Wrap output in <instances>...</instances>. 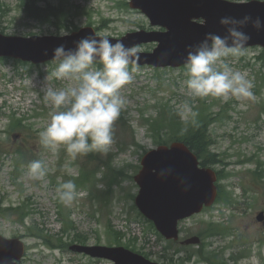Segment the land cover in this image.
I'll return each mask as SVG.
<instances>
[{"label": "rangeland", "instance_id": "1", "mask_svg": "<svg viewBox=\"0 0 264 264\" xmlns=\"http://www.w3.org/2000/svg\"><path fill=\"white\" fill-rule=\"evenodd\" d=\"M48 1L60 5V0ZM130 1L65 0L74 7H84L75 11L77 16H66L58 27L26 18L20 0H0L3 10H9L8 16L0 19V33L24 38L60 37L71 34L74 27L92 26L99 35L120 38L142 29L154 30L144 14L130 8ZM60 14L63 20L67 10ZM155 47L150 44L137 49L152 52ZM261 51L250 48L239 57L226 58L233 68L246 71L254 83L253 98H231L227 102L190 97L185 86L186 67L129 66L130 71H136L133 82L122 89L127 104L115 122L114 143L106 155L94 151L76 159L64 146L53 152L39 140L53 111L42 90L46 77L55 88L71 83L52 77L59 61L34 66L0 58V206L26 204L30 212L24 224L19 211L0 214V235L23 240L27 252L21 264H111L74 254L69 250L71 244L122 246L148 258L151 255V260L161 264H264V230L257 221L264 208ZM200 100L209 106L210 148L203 155L208 162L202 166L217 173L220 193L213 207L180 223V241L195 236L202 240L201 245L186 247L167 241L139 211L135 204L139 186L134 177L141 169L143 155L159 144L172 143H161L148 132L146 119L157 116L156 106L167 103L178 112L182 103L191 105L193 101L191 106H196ZM18 134L20 137H13ZM39 158L47 168L43 179L32 177L27 167ZM68 180L75 183L77 196L66 206L59 200L57 188ZM70 222L76 230L67 229ZM37 234L47 240L38 239ZM78 234L86 239L77 242ZM61 239L67 247L59 246Z\"/></svg>", "mask_w": 264, "mask_h": 264}, {"label": "water", "instance_id": "2", "mask_svg": "<svg viewBox=\"0 0 264 264\" xmlns=\"http://www.w3.org/2000/svg\"><path fill=\"white\" fill-rule=\"evenodd\" d=\"M131 6L140 9L152 22L166 32H137L122 39L108 38L113 43L123 42L136 47L157 43L152 53H139L134 65L154 67H181L185 65L188 50L197 45L206 33L225 34L219 21L231 16L240 19L250 15L264 22V2L234 3L226 0H133ZM198 20H203L198 23ZM244 31L251 35L248 47L264 49V30L257 31L249 23ZM88 35L98 36L94 29L84 28L65 37H7L0 34V57H9L35 65L53 60L54 49L63 44L67 49ZM163 173V175L161 174ZM140 187L136 205L140 212L153 221L158 231L168 240H178L181 220L200 214L205 207L216 202L218 188L216 173L201 168L198 157L181 142L170 147L161 146L150 151L142 161V170L135 178ZM264 214L258 216L263 221ZM201 240L193 237L183 245H198ZM76 253L93 258L112 260L116 264H156L124 248L72 246ZM25 248L19 239H6L0 235V264H18Z\"/></svg>", "mask_w": 264, "mask_h": 264}, {"label": "clouds", "instance_id": "3", "mask_svg": "<svg viewBox=\"0 0 264 264\" xmlns=\"http://www.w3.org/2000/svg\"><path fill=\"white\" fill-rule=\"evenodd\" d=\"M248 2V0H244ZM264 2V0H262ZM224 35L206 33L202 41L192 46L185 58L187 93L193 98L251 99L254 83L246 71L230 66L228 57L244 54L252 39L245 27L251 23L257 31L264 30L260 17L245 15L240 19L231 16L219 21ZM139 49L126 46L121 41L113 43L106 36L97 39L88 35L67 49L63 44L54 49L53 60L59 63L52 72L56 80L70 81L66 87L51 86L46 77L44 99L53 111L51 119L39 133L40 143L53 152L64 146L72 159L90 152L106 155L114 143V125L120 118L127 101L122 89L133 82V68L129 65L138 59ZM99 62L102 67L94 65ZM182 118L198 115L187 102L179 105ZM29 174L43 179L47 168L42 160L28 164ZM163 175V173H161ZM58 198L66 206L77 196L76 185L68 180L57 188Z\"/></svg>", "mask_w": 264, "mask_h": 264}, {"label": "trees", "instance_id": "4", "mask_svg": "<svg viewBox=\"0 0 264 264\" xmlns=\"http://www.w3.org/2000/svg\"><path fill=\"white\" fill-rule=\"evenodd\" d=\"M40 1H44V4L41 5ZM66 2L65 0H60V5L59 7H57L48 0H20L19 7L23 10L26 18L30 20L42 24H53L60 27L61 21H65L66 16L70 18L76 16L74 5L72 3L66 4ZM64 10H67V14L62 20V16L60 13ZM8 13L9 10H3V5L0 4V19L8 16ZM54 20H57L59 22H52ZM65 28L69 29L70 27L66 26ZM76 30H79V28L74 27V31ZM258 58L262 61V66H264V51L261 52ZM98 65L102 67L100 63H98ZM260 73H262L261 79L264 84V72L261 71ZM262 87H264V85H262ZM193 103L194 102L191 101V105H193ZM156 107L157 109L159 108V110H157V116H155V118L151 116L149 117V119H146V127L148 129V132H150V136L153 138L155 137L161 143L166 141L168 143L174 141H182L198 155L199 159L201 160V164H207L208 160H206L203 156L206 155L205 152H207L210 148L207 126L209 106L207 105L206 101L200 100L196 106H192L194 111L198 113L194 121L191 117H189L188 121L182 120V116L177 112V110L171 108L167 103L159 104ZM19 125L20 124L18 122V125L15 126L18 127ZM165 135H168L167 140L165 138ZM38 160L41 159L39 158ZM27 209L28 207L26 205L16 208L0 207V214L7 215L12 213L14 210L19 211L21 212V222L24 223L25 218L30 214ZM67 229L76 230V226H74L72 222H70L69 224H67ZM35 237L42 238V235L37 234ZM85 239L86 237L80 234L75 236V240L77 242H83ZM43 240L46 241L47 238ZM48 242L52 245L49 240ZM72 242H74V240ZM59 246L61 248H64L68 246V243H64L61 239Z\"/></svg>", "mask_w": 264, "mask_h": 264}, {"label": "flooded vegetation", "instance_id": "5", "mask_svg": "<svg viewBox=\"0 0 264 264\" xmlns=\"http://www.w3.org/2000/svg\"><path fill=\"white\" fill-rule=\"evenodd\" d=\"M218 162L216 161V163L215 164H217ZM260 212H264V208H262V210L260 211ZM263 224V225H262ZM261 224V227H262V229L264 230V223H262Z\"/></svg>", "mask_w": 264, "mask_h": 264}]
</instances>
